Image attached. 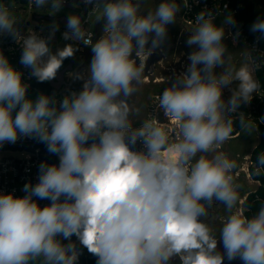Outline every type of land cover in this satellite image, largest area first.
<instances>
[{
  "label": "clouds",
  "instance_id": "obj_1",
  "mask_svg": "<svg viewBox=\"0 0 264 264\" xmlns=\"http://www.w3.org/2000/svg\"><path fill=\"white\" fill-rule=\"evenodd\" d=\"M145 2L83 0L102 22L94 42L80 14L65 17L63 39L84 44L92 55L86 78L83 69L73 75L82 88L62 98L30 97L24 73L0 51V147L30 139L58 158L39 163L37 182L25 183L24 195L0 192V264H79L82 248L96 264H173L177 257L179 264H264V203L245 214L236 163L216 151L233 133L232 114L259 87L247 63L216 72L231 59L225 34L236 26L234 15H225L220 25L211 10L196 15L186 40L193 48L189 63L158 99L178 126L179 139L170 141L154 120L133 127L129 119L127 99L141 82L143 59L167 39L180 11L176 0H161L154 11H143ZM30 5L55 17L66 0ZM249 30L264 39V18ZM57 31L52 23L47 36L22 35L10 8L0 3V34L21 46L19 63L38 83L55 79L73 55L71 46L52 50ZM234 82L226 101L223 91ZM238 117L243 123V113ZM262 171L264 152L255 175ZM214 204L229 213L219 238L203 220Z\"/></svg>",
  "mask_w": 264,
  "mask_h": 264
},
{
  "label": "rangeland",
  "instance_id": "obj_2",
  "mask_svg": "<svg viewBox=\"0 0 264 264\" xmlns=\"http://www.w3.org/2000/svg\"><path fill=\"white\" fill-rule=\"evenodd\" d=\"M257 10H261V5L258 1L253 0ZM158 4L161 0H157ZM176 3L180 7V11L177 15L176 22L168 26V36L167 39L162 43V45L155 51L161 55V59L156 63L155 69L151 74H146L145 66L146 60L149 57L143 59L144 71L142 74L141 82L136 85V92H134L128 99L127 103L130 109L129 119L132 123H136L142 120L145 115L147 104L151 96L155 93L163 91L166 87L170 86V83L176 78L178 74L185 71L187 64L189 63L187 56L193 50L186 45V40L191 34L190 31L195 27V24L188 25L184 19V3L182 0H176ZM154 1L144 5L143 11L155 10V7L158 5ZM5 6L10 8L12 15L17 21V25L20 26L23 22L28 19L32 24H35L37 21L42 24V26L48 27L52 23L59 24L57 18L62 15L77 14L78 12L75 9L64 7L63 10L57 14L55 17H50L48 11L44 9L33 8L32 12L29 13L26 9L19 8L15 3H4ZM228 13L222 12L216 16L215 22L220 25L223 22L224 16ZM98 15V13H97ZM96 15V17H97ZM39 19V20H38ZM231 27L226 28L225 34V43L228 47V55L231 57L229 63H226L225 68H217L216 72L219 74L222 71H225L229 68H239L242 64L247 63L250 67V70L255 76V66L251 59V48L246 40L243 38L234 37L231 33ZM102 35V27L100 28L99 35L97 39ZM65 46H73L70 41L60 39L55 42L53 45V51L57 49H63ZM76 51H73L75 54ZM139 60L137 63L139 64ZM81 61L77 60L74 64V69L81 65ZM79 68H77L78 70ZM70 71L66 73V80L70 82L73 78L74 73L77 71ZM81 73L83 77L87 76V66L83 68ZM257 80V79H256ZM76 86L75 90L79 91L82 88V81L74 80L71 84ZM235 82L229 86V88L224 89L223 98L226 100L231 96V88H235ZM144 91V92H143ZM255 92L253 93V95ZM239 113L243 115H248L250 113V102L247 104H242L238 110ZM245 128V130H244ZM242 135L234 139H228L220 148L217 149V152H223L224 149L227 151L228 157L234 160L239 166L240 170L238 175L235 178V183L239 185V206L242 208L243 202L248 194L257 188V183L253 179L249 171L250 164V153L255 144L258 142L259 133L256 125L253 122L247 123L241 130ZM178 137H174L171 141L178 140ZM228 149V150H227ZM234 209L233 211H235ZM225 217L229 214L226 209Z\"/></svg>",
  "mask_w": 264,
  "mask_h": 264
},
{
  "label": "built area",
  "instance_id": "obj_3",
  "mask_svg": "<svg viewBox=\"0 0 264 264\" xmlns=\"http://www.w3.org/2000/svg\"><path fill=\"white\" fill-rule=\"evenodd\" d=\"M78 0H66V4H72L74 9L78 12L77 14H80L84 20L83 28L88 38L92 39L94 42V39L96 37V31H95V24H96V15L98 12H94L91 9V6H87V11H85V6L83 3H76ZM185 6L184 9V19L188 25L195 24V17L196 15L202 11V10H211L216 16L222 12L229 13L230 10V3L231 0H182ZM25 7V8H23ZM242 7V3H237L233 8L232 12L235 13L238 11V9ZM26 9L29 11V13L32 12L33 6L30 5V0H28L27 4L19 7ZM262 11V9L260 10ZM39 20V19H38ZM58 20V18H57ZM40 21V20H39ZM37 21L35 24H32L30 20L26 19L22 25L17 27L19 28L21 34L26 35L27 32H37L42 36H47L49 33V26L43 27L40 22ZM59 21V20H58ZM59 31L55 32L54 36L57 38V41L60 39H63V33L66 30L64 27V24H62L59 21ZM239 24H236V26L233 28L231 27V33L234 37L243 38L246 40V36L243 34V30L239 28ZM239 33V35H236ZM6 37L2 41V48L5 51H10L17 55L18 59H20L21 55V46L15 41L14 38L7 34H3ZM71 42V45L73 46L74 50L78 49H86L84 44L74 41V40H68ZM53 40L51 43H55ZM251 48V59L256 69L260 68L264 64V47L260 44V39L258 36L254 37L251 42L248 43ZM78 52V51H76ZM19 70H21L24 73L25 80H30L31 78L28 75V70L24 69L22 65L19 63ZM61 94L58 96V98H62L64 94H66L70 90H64L61 89ZM158 92L151 96V98L148 101L147 108L145 115L143 116L142 120L136 123H132L133 127H140L144 120H154L157 122L161 127H164L167 130V133L169 135L170 141L174 139V137L179 136V130L176 122L170 118L169 116L164 115L162 109L158 106V99L160 94L162 93ZM263 90L257 89L255 94L253 95L254 98L261 99L263 97ZM253 97L250 101V110L252 107L255 106V101L253 103ZM239 113V112H238ZM237 114L233 115V120L239 119ZM246 115H243V118ZM240 134V131L238 130L235 132V134H231V137H236ZM142 147V145L138 142L135 145V149L139 150ZM250 158V156H249ZM47 161L49 164L52 163H58V158L55 156L49 155L46 150L45 146L43 144H39L35 142L34 140L30 139H23L18 140L16 144H5L3 147H0V192H14L17 196L24 195V192L22 191L23 186L27 182H31L35 184L37 182V166L40 162ZM255 166L254 163L250 161V165ZM257 185H260V180H255ZM41 206H44L48 203V201H39Z\"/></svg>",
  "mask_w": 264,
  "mask_h": 264
},
{
  "label": "trees",
  "instance_id": "obj_4",
  "mask_svg": "<svg viewBox=\"0 0 264 264\" xmlns=\"http://www.w3.org/2000/svg\"><path fill=\"white\" fill-rule=\"evenodd\" d=\"M258 1L261 5L262 11L257 10L253 0H231L229 13L234 15L236 24H239V28L243 30V34L246 36V41L249 43L253 40L254 37L258 36L259 33L250 32V25L256 20L257 17L264 18V0H255ZM6 2L15 3L19 7H22L27 4L28 0H0V3L4 4ZM242 3V7L238 9L237 12L233 13L232 8L237 4ZM234 28V27H233ZM99 35V34H98ZM6 36L0 34V51H2L10 60V62L19 69V59L16 54L5 51L2 47V41ZM260 39V38H259ZM261 46L264 47V39H260ZM54 43H51L53 49ZM71 60V57H68L63 61V64L60 69L66 67ZM59 69V70H60ZM255 76L259 85V89H262L264 92V64L256 69ZM31 86L28 90L30 97L34 98L40 93H46L48 95L55 94L57 97L61 94V89H56L53 86L52 80L49 82L38 83L35 78L27 80ZM255 101V106L251 108L250 113L243 118V123L240 122V119L234 120V129L233 133L240 131L247 123L253 122L259 133V140L255 147L250 153V161L255 164H252L249 167V171L254 180H260L261 184L257 185V188L251 191L248 196L245 198L242 209L245 211V214L251 216L255 214L259 206L264 203V171L260 175H255V167L257 156L264 152V94L261 99L253 97V103ZM75 239V237H73ZM82 255L79 259V264H96V257L88 253L87 249L82 248Z\"/></svg>",
  "mask_w": 264,
  "mask_h": 264
},
{
  "label": "flooded vegetation",
  "instance_id": "obj_5",
  "mask_svg": "<svg viewBox=\"0 0 264 264\" xmlns=\"http://www.w3.org/2000/svg\"><path fill=\"white\" fill-rule=\"evenodd\" d=\"M150 1H154L156 4H158L157 0H146L145 4L149 3ZM101 27H102V22L99 23V30H98V33L96 34V37H95L94 41L97 39V36L99 34V31H100ZM73 51H78V52L75 53V62H74V64L76 63L77 60H80L82 63H81V65H79V67L83 66V68H85L86 66H88V64H89V62L91 60V55H92L91 54V49L88 47V48L83 49V50H81V49L74 50L73 49ZM83 51H88V52L84 53ZM153 54H158L160 56V59H161V55L158 52H154ZM152 55H150L147 58L146 64H147L148 59ZM160 59H159V61H160ZM79 67H77V68H79ZM77 68L73 69L72 71L77 70ZM65 79H66V74H65ZM224 209H225V207L223 205L214 204L211 208L207 209L208 215L203 218L204 222L208 224L210 230L212 231V233L217 238H219L220 228H221V226H222V224H223V222H224V220L226 218ZM217 251L223 253V247H222V244L219 242V239H218ZM173 264H179V258L178 257L174 258ZM224 264H242V262L239 259L233 260L231 262H229V261H227V259H225Z\"/></svg>",
  "mask_w": 264,
  "mask_h": 264
},
{
  "label": "water",
  "instance_id": "obj_6",
  "mask_svg": "<svg viewBox=\"0 0 264 264\" xmlns=\"http://www.w3.org/2000/svg\"><path fill=\"white\" fill-rule=\"evenodd\" d=\"M76 3H82L81 0H78L76 1ZM83 4V3H82ZM85 6V5H84ZM65 7L67 8H71V9H74L73 5L72 4H66ZM87 11V7L85 6V13ZM65 17L66 15H62V16H59L58 17V20L64 24V20H65ZM98 30H99V23L96 21V24H95V31H96V34L98 33ZM24 35V33H23ZM57 40V38L54 36V39L53 41L55 42ZM84 53H87L88 51H83ZM82 52V53H83ZM159 59H160V56L158 54H153L147 61V64H146V67H145V72L146 74H151L154 69H155V64L157 62H159ZM74 62H75V54L72 55L71 57V60L69 62V64L64 67L63 69H60L58 70L57 72V75L55 77V79L52 80V83H53V86L56 88V89H64V90H70V91H73L75 90L76 86H72V82H73V78L70 82H68L66 79H65V74L67 72H70L74 69ZM81 69H83V66L79 67V69L76 71H80ZM75 72V73H76ZM167 88V87H166Z\"/></svg>",
  "mask_w": 264,
  "mask_h": 264
},
{
  "label": "crops",
  "instance_id": "obj_7",
  "mask_svg": "<svg viewBox=\"0 0 264 264\" xmlns=\"http://www.w3.org/2000/svg\"><path fill=\"white\" fill-rule=\"evenodd\" d=\"M225 100H226V98H225ZM227 101V100H226ZM244 130H245V128H244ZM239 135H242V132L239 134ZM238 135V136H239ZM238 136H236V137H238ZM236 137H231V138H229V139H234V138H236ZM258 140H259V137H258ZM257 144V143H256ZM255 144V145H256ZM255 147V146H254ZM253 147V148H254ZM220 148V147H219ZM228 150V149H227ZM217 151V150H216ZM252 151V150H251ZM222 152V151H221ZM223 153V152H222ZM213 154H215V153H213ZM224 154L225 155H227L228 156V154H227V151L224 149ZM229 158V157H228ZM230 159V158H229ZM232 160V159H231ZM236 163V162H235ZM239 170H240V166L236 163V168L234 169V171H233V175H234V180H235V178H236V176L238 175V172H239Z\"/></svg>",
  "mask_w": 264,
  "mask_h": 264
}]
</instances>
